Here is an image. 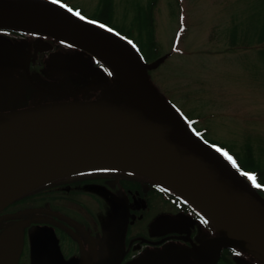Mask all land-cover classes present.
Masks as SVG:
<instances>
[{"label":"water","instance_id":"water-1","mask_svg":"<svg viewBox=\"0 0 264 264\" xmlns=\"http://www.w3.org/2000/svg\"><path fill=\"white\" fill-rule=\"evenodd\" d=\"M0 28L33 30L79 46L108 66L118 81L114 91L106 80L98 84L111 102H64L0 113V134L6 127L13 131L16 124L36 118H104L41 129L1 142L0 209L36 186L72 172L133 170L186 197L225 234L178 254L188 252L199 264H215L223 246L237 245L264 263V199L210 144L181 122L151 86L146 66L130 46L42 1H0ZM24 71L29 83L44 92L30 81L26 68ZM7 248L8 253L19 255L22 233L18 227L0 236V252Z\"/></svg>","mask_w":264,"mask_h":264},{"label":"rangeland","instance_id":"rangeland-1","mask_svg":"<svg viewBox=\"0 0 264 264\" xmlns=\"http://www.w3.org/2000/svg\"><path fill=\"white\" fill-rule=\"evenodd\" d=\"M62 1L72 9L79 8L89 22L115 30L117 37L147 58L146 62L158 58L148 66L147 79L188 129L192 125L208 142L239 152L251 150L253 158L264 168V42H258L264 0ZM233 33L237 34V40L231 43ZM150 34L154 44L150 43ZM103 119L86 117L89 121ZM6 128L0 134V145L17 138L15 128L13 131ZM76 189L75 192L63 183L49 188L53 192L44 197L50 198V204L58 210L76 218L83 215L82 206L92 212L95 220L104 218L105 227L112 220L123 218L121 193L110 181ZM67 195L73 203L63 200ZM97 198L103 203L98 204ZM46 203L41 201L40 205ZM132 210L146 212L144 221L131 216L130 223L140 225L133 227L134 232L141 228L149 238L156 237L157 231H173L178 221L193 227L195 237L202 232L199 223L189 224L187 218L183 219L178 210L159 196H153L148 207L137 202ZM178 244L171 246L168 242L165 250V245L155 249L172 254L182 247ZM141 245H136L137 253L142 252ZM35 250L33 246L31 257H36ZM147 253H142L134 264H159L144 261L143 254ZM184 257L181 264H189V256ZM245 257L259 263L241 251L229 258L230 264H256Z\"/></svg>","mask_w":264,"mask_h":264},{"label":"flooded vegetation","instance_id":"flooded-vegetation-1","mask_svg":"<svg viewBox=\"0 0 264 264\" xmlns=\"http://www.w3.org/2000/svg\"><path fill=\"white\" fill-rule=\"evenodd\" d=\"M70 12L72 14L77 12L80 15L77 18L89 22L79 8L70 7ZM93 25L103 28L101 24ZM24 68L30 81L44 92L38 91L29 83ZM104 80L111 91L117 89L118 81L114 73L87 50L37 31L0 28V113L64 102H111L112 99L104 87L98 85ZM94 84L97 86L92 87ZM72 92L77 93L64 95ZM83 120H86V117L80 115L43 117L18 123L13 128L15 136L20 137L41 129ZM38 125L42 126L37 128ZM99 180L113 183L121 193L124 204L123 218L112 220L107 227L102 221L104 218L100 221L95 220L92 212L82 206L84 213L82 216L77 215L76 218L62 209L58 210L50 204V198L44 197L51 194L53 190L49 188L56 185L66 183L76 192L77 187L101 182ZM160 185V182L150 177L110 169L84 170L50 180L0 209V236L5 230L13 227H18L22 233V248L19 255L8 253L10 249L7 248V253L6 250L0 252V264H105L110 260H112L110 264H134L146 251L148 253L143 254L146 262L181 264L184 256L188 255L191 260L189 264H198L190 253H178L197 248L204 240L220 233L215 231L205 217L204 223H201L197 218L183 215L168 201L166 195L155 190ZM153 196H159L169 202L183 219H188L189 224L199 223L202 232L196 236L197 238L193 227L179 221L174 223L177 227L173 226L175 228L173 231H154L157 234L154 238L146 236L141 228L134 232L140 225L131 224V216L144 221L146 212H134L132 208L137 202L148 207ZM70 197L63 196V200L73 203ZM41 201L47 203L40 205ZM97 201L98 204L103 203L99 198ZM134 226L136 227L133 228ZM168 242L171 246L180 243L178 245L182 247L168 254L164 251L168 248ZM138 244H142L143 247L139 253L136 252ZM163 245L164 250H159L162 252L156 251L155 248H162ZM33 246L36 247V257H31L30 254ZM13 257H17L15 262L12 260ZM224 258L221 257V261L219 257L216 264H223ZM245 258L250 262L254 261L249 257Z\"/></svg>","mask_w":264,"mask_h":264},{"label":"trees","instance_id":"trees-1","mask_svg":"<svg viewBox=\"0 0 264 264\" xmlns=\"http://www.w3.org/2000/svg\"><path fill=\"white\" fill-rule=\"evenodd\" d=\"M107 8V7H106ZM105 21L106 23H109V21L106 20H102ZM237 34L233 33L232 35H230V41L231 43L234 40H237ZM149 39H150V43H153V35H149ZM258 42L262 44V42H264V18H263V22L259 28V32H258ZM138 56L140 57L142 63L148 68V66L150 64H152L153 62L157 61V59H155L154 61L151 62H146L145 59H147L146 57H142V55L140 56L138 54ZM193 129L200 135H202L197 129H195V127H193ZM203 137V135H202ZM205 139V138H204ZM206 140V139H205ZM216 149H220V153H228L229 156L232 157V159L234 161H236V165L237 167H235L238 172L244 173L243 175L241 174V176L248 182L250 183V185L253 187V189L256 191V193L261 196L262 198H264V168H261L259 165V162L253 158L252 156V151L249 149H246L245 151H235L232 148H229L223 144H219L217 142H210ZM224 156V155H223ZM225 157V156H224ZM231 163V162H230ZM232 164V163H231ZM102 170V169H101ZM110 170H116V171H123L126 173H134V174H139L142 175L141 173L138 172H134V171H130V170H123V169H110ZM144 176V175H143ZM249 176H253L255 177V185L253 184V181L250 180L248 177ZM161 185L155 189L157 190L159 193H162L164 195L167 196V199L170 203H172L178 210H180L183 215L187 216V217H193V218H197L199 220V222L204 223V217L205 215L201 214L199 212V210L185 197H183L182 195L178 194L177 192H175L174 190H172L170 187L164 185L163 183H160ZM152 189V188H151ZM154 191V189H153ZM207 220H209L211 222L210 219H208L207 217H205ZM212 225L215 227V231L219 232V227L216 226L213 222H211ZM239 246L237 245H230V246H224L222 247L221 251H220V260L222 261L221 257H225L223 260V264H230V261L228 259V257H232L236 254H240L239 251Z\"/></svg>","mask_w":264,"mask_h":264},{"label":"snow or ice","instance_id":"snow-or-ice-1","mask_svg":"<svg viewBox=\"0 0 264 264\" xmlns=\"http://www.w3.org/2000/svg\"><path fill=\"white\" fill-rule=\"evenodd\" d=\"M53 2H56V0H53ZM77 15H78V13H77ZM217 151H220V149H217ZM222 155H224L225 158H226L229 162L232 163V166H233V167H237V165H236V161H234V160L232 159V157L228 155V153L224 152V153H222ZM241 174L243 175L244 173H241ZM248 178H249L250 180H252V181H253V184L255 185V177H253V176H249ZM205 222H206V221H205Z\"/></svg>","mask_w":264,"mask_h":264}]
</instances>
